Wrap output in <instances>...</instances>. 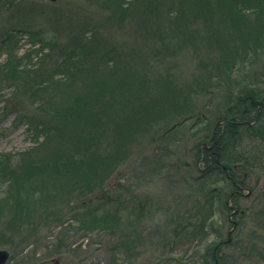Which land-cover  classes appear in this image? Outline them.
I'll list each match as a JSON object with an SVG mask.
<instances>
[{
	"label": "rangeland",
	"instance_id": "1",
	"mask_svg": "<svg viewBox=\"0 0 264 264\" xmlns=\"http://www.w3.org/2000/svg\"><path fill=\"white\" fill-rule=\"evenodd\" d=\"M2 1L10 47L34 51L20 73L51 87L16 113L0 102L6 264H264V144L241 129L224 152L251 190L234 219L231 181L200 161L234 102L264 95V0Z\"/></svg>",
	"mask_w": 264,
	"mask_h": 264
},
{
	"label": "trees",
	"instance_id": "2",
	"mask_svg": "<svg viewBox=\"0 0 264 264\" xmlns=\"http://www.w3.org/2000/svg\"><path fill=\"white\" fill-rule=\"evenodd\" d=\"M2 5H3V1L0 0V50L6 54V60L3 63V65H1L0 67V102H4L6 105L10 107L11 112L16 113L19 110L17 109V106L22 109L27 108L29 106L30 101L32 100L35 101L39 93H46L48 91V88L51 87H50L49 79L47 78L48 75L47 73H20L26 71V69L28 68H31L29 66H26L25 58L29 54L34 55V51L28 53V55L26 56L20 57L18 56L17 50L13 47H10L11 44H14V41H16L17 37L15 34H13V31L5 30L7 25L5 24V21L2 19L1 15L4 14L3 9L11 7V4L5 3L3 6ZM32 36H34V34ZM35 37H37L38 39L34 41V43L36 44L42 43L40 47L41 48L40 51L44 52V50H46L47 47L44 44L45 41L43 42L44 39L42 35L36 34ZM36 51L40 53L38 50ZM40 56L43 55L40 53ZM49 77H51V75ZM10 86L16 87L17 89L16 94L11 100L13 106H11L10 103H8L6 97L2 95L5 89ZM19 87H22L23 89ZM28 96L30 98H28ZM234 104H235L234 107L231 109L233 111H231L227 116L229 120H232L234 122L241 121L242 127L239 126V127L230 128V125H227L226 131L223 132L220 138L213 137L211 138L212 140H210L213 142L215 138H219L218 146L220 145L221 147L220 149L221 158L224 164L228 167H231L232 165L225 161L224 152L234 147V144L232 145L231 142L233 143L237 142L239 136L241 135L240 134L241 129H246L247 131H253L254 132L253 139L259 140L262 142V144H264V95L263 96L247 95L244 98H242L240 102L238 103L234 102ZM261 108L262 111H261V115L259 116ZM186 120H190V119H186ZM254 121H257V123L253 125H249V123H252ZM258 127L259 129H257ZM225 141H226V146L224 148L223 144ZM260 156L261 158L259 160H261L264 163V153H262V155ZM241 165L242 167H246L248 173L252 170H255L256 172L260 171L258 167L256 166L253 167V158L251 160L247 158L242 159ZM0 170L2 174H6L8 171V166H2ZM209 173L210 171L208 170L204 174H209ZM222 174H224L223 171ZM19 182H15L16 189L19 186L22 187L23 184H25V182H21V181ZM27 188L28 189L26 188L21 189L19 191V196H16L14 199L16 202L11 203L10 211L11 213L15 214L14 216L15 220H16L15 217L19 216V214H21L22 211L23 212L28 211L29 205L30 206L34 205V195H33L34 191L30 187ZM39 204H41V206L46 205V203H40V202ZM37 209H38L37 206H35V212H37ZM15 223L17 224V221H12L13 225ZM11 230H14V227H12Z\"/></svg>",
	"mask_w": 264,
	"mask_h": 264
},
{
	"label": "flooded vegetation",
	"instance_id": "3",
	"mask_svg": "<svg viewBox=\"0 0 264 264\" xmlns=\"http://www.w3.org/2000/svg\"><path fill=\"white\" fill-rule=\"evenodd\" d=\"M260 114H261V111L259 113V116H260ZM218 125H221V126L224 125V127H220V130L215 129L213 137H219L220 138L221 135L223 134V132L226 131L227 125H230V128L239 127V126L242 127V122L241 121L234 122L232 120H229L228 116H226L223 120V125H222V123H220V124L218 123ZM219 138H215V140L213 142L210 141L208 144H204L205 147L200 149V152L202 153V160H200V161H201V163H205V167L208 166V169H206L207 171L209 170L210 172H216L218 170H221L224 172V175L226 176V178L231 181V184L233 185V192L230 194V197L228 198L230 200V203L229 202H227V203L229 205L228 209L230 210V212L231 211L233 212V210L231 208V207H233V206H231V205H233L232 201L235 198H237V197L241 198L244 195L243 189L246 188V185H244L246 183V180L245 179L242 180V175H241V178H239V179H237V177L235 176L236 171L237 170L239 171L241 169L239 165H234V166L228 167L222 161L221 154H220L221 147H220V145L218 146ZM203 171H205V170H203ZM233 172H234V175H233ZM237 212H239V208L237 209ZM231 216L234 219V217L237 215L234 214ZM231 221L234 222L233 220H231ZM237 223H238V221H237ZM237 223H234V224H237ZM225 243H226V241H222L217 246H215L214 257H216L219 249ZM55 264H59V262H57Z\"/></svg>",
	"mask_w": 264,
	"mask_h": 264
},
{
	"label": "water",
	"instance_id": "4",
	"mask_svg": "<svg viewBox=\"0 0 264 264\" xmlns=\"http://www.w3.org/2000/svg\"><path fill=\"white\" fill-rule=\"evenodd\" d=\"M49 1H51V2H57V1H59V0H49ZM246 190H248V192H249V195L251 194V190L250 189H247L246 188ZM232 208V210H233V212H234V214L237 212V208L236 207H231ZM237 224H235V226H236ZM234 229H235V227H234ZM234 229L231 231V233H230V235L233 233V231H234ZM232 240V238H230L229 239V242ZM10 259V254H9V252L8 251H6V250H0V264H6L7 262H8V260ZM58 262V261H57ZM56 262V263H57Z\"/></svg>",
	"mask_w": 264,
	"mask_h": 264
}]
</instances>
